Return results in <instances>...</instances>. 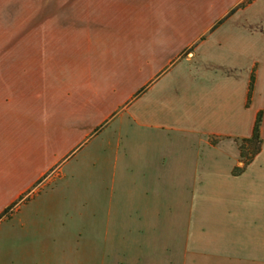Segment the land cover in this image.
<instances>
[{
  "label": "crops",
  "instance_id": "crops-1",
  "mask_svg": "<svg viewBox=\"0 0 264 264\" xmlns=\"http://www.w3.org/2000/svg\"><path fill=\"white\" fill-rule=\"evenodd\" d=\"M244 2L0 0V214L99 140L98 264H264V0Z\"/></svg>",
  "mask_w": 264,
  "mask_h": 264
},
{
  "label": "rangeland",
  "instance_id": "rangeland-1",
  "mask_svg": "<svg viewBox=\"0 0 264 264\" xmlns=\"http://www.w3.org/2000/svg\"><path fill=\"white\" fill-rule=\"evenodd\" d=\"M98 143L99 140H93L83 152L84 155L89 151L90 155L79 166L78 178L71 180L66 176L56 185L49 178L2 217L0 222L9 221L23 205L10 222L0 225L1 264L99 263L107 246L105 239L113 240L115 230L113 224V228L106 229L107 207L113 194L110 164L108 171L101 170L97 162L92 166L101 153L94 150ZM109 154L107 151L101 158ZM205 185L207 190L211 189L210 184ZM149 255L160 256L157 249Z\"/></svg>",
  "mask_w": 264,
  "mask_h": 264
},
{
  "label": "trees",
  "instance_id": "trees-1",
  "mask_svg": "<svg viewBox=\"0 0 264 264\" xmlns=\"http://www.w3.org/2000/svg\"><path fill=\"white\" fill-rule=\"evenodd\" d=\"M249 2H250V0H245L244 4H247ZM244 4H242V5H244ZM252 87H253V79L251 80V83H250L249 95L251 93ZM260 123H261V115L258 114L256 117V120H255V124L253 127V132H252L251 137L248 139H240L237 141L238 149H239V161L241 163V166L237 167L234 170L235 175L241 173L244 170V168L246 166H248L252 162V160L255 158V156H257L258 153L260 152V147H261V139H260V135H259ZM18 202L19 201L12 204L7 209H5L0 214V220L9 211H11L18 204Z\"/></svg>",
  "mask_w": 264,
  "mask_h": 264
}]
</instances>
